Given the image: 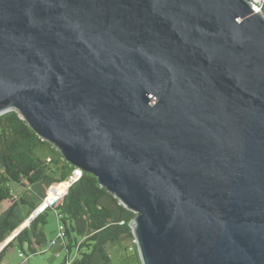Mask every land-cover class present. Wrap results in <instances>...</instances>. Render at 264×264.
I'll return each mask as SVG.
<instances>
[{"label": "water", "instance_id": "water-1", "mask_svg": "<svg viewBox=\"0 0 264 264\" xmlns=\"http://www.w3.org/2000/svg\"><path fill=\"white\" fill-rule=\"evenodd\" d=\"M11 110L136 213L142 264H264L256 0H0Z\"/></svg>", "mask_w": 264, "mask_h": 264}, {"label": "trees", "instance_id": "trees-1", "mask_svg": "<svg viewBox=\"0 0 264 264\" xmlns=\"http://www.w3.org/2000/svg\"><path fill=\"white\" fill-rule=\"evenodd\" d=\"M75 168L19 112L11 110L0 115V244L33 213L42 199L70 178ZM12 184L24 188L26 193H16ZM51 209L57 217L60 215L58 219L65 226L61 239L66 256L59 264H113L108 245L134 237L131 221L136 213L102 186L94 174L83 171L52 208L36 215L0 250V262L12 246L26 254L45 251L49 244L45 225ZM127 249L134 251L141 264L137 245Z\"/></svg>", "mask_w": 264, "mask_h": 264}, {"label": "rangeland", "instance_id": "rangeland-1", "mask_svg": "<svg viewBox=\"0 0 264 264\" xmlns=\"http://www.w3.org/2000/svg\"><path fill=\"white\" fill-rule=\"evenodd\" d=\"M12 186L16 193L18 194L26 193V190L24 188L18 187L16 184H12ZM1 208L2 207H0V209ZM23 211L25 212L26 210L23 209ZM28 218L29 216L26 218V220ZM26 220L24 222H27ZM30 222L31 221H29L26 225H28ZM45 230L50 237L53 236V238H55L57 236L58 217L55 210L53 209L48 211V223L45 225ZM49 236L48 238L50 240ZM132 244H136L135 237H127L125 240H123L122 243L120 242V243L109 244L108 248L112 256V263L139 264L134 251L127 249ZM20 251L21 250L16 246L9 247L7 254L5 256V260L0 262V264H21L28 261L29 264H59L64 260L66 256V249L63 245L62 239L58 240L56 244H53L51 241H49V244L44 252H38V253L29 252L27 253L26 256H20L19 255ZM140 263L142 264L141 259H140Z\"/></svg>", "mask_w": 264, "mask_h": 264}, {"label": "built area", "instance_id": "built-area-1", "mask_svg": "<svg viewBox=\"0 0 264 264\" xmlns=\"http://www.w3.org/2000/svg\"><path fill=\"white\" fill-rule=\"evenodd\" d=\"M259 5H262L264 0H256ZM83 173V170L76 166L72 175L69 179L60 183L54 190H52L44 199L41 200L37 208L34 210L36 215L42 213L50 208H52L62 197L63 193L76 181L78 180ZM35 215V216H36ZM60 218V215L58 216ZM65 236V226L58 219V233L55 238L51 241L53 244ZM21 256H26L27 254L23 251H20Z\"/></svg>", "mask_w": 264, "mask_h": 264}, {"label": "crops", "instance_id": "crops-1", "mask_svg": "<svg viewBox=\"0 0 264 264\" xmlns=\"http://www.w3.org/2000/svg\"><path fill=\"white\" fill-rule=\"evenodd\" d=\"M48 236H49V234H48ZM50 237V236H49ZM53 240V236L52 237H50V240L49 241H52ZM57 243V242H56ZM56 243H54V244H56ZM53 247V246H52ZM19 255H20V252H19ZM21 256V255H20ZM21 264H23V263H21Z\"/></svg>", "mask_w": 264, "mask_h": 264}]
</instances>
